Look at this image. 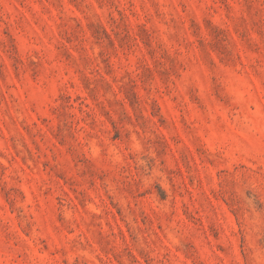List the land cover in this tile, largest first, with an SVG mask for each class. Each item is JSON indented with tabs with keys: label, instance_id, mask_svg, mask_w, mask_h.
<instances>
[{
	"label": "rangeland",
	"instance_id": "374dc122",
	"mask_svg": "<svg viewBox=\"0 0 264 264\" xmlns=\"http://www.w3.org/2000/svg\"><path fill=\"white\" fill-rule=\"evenodd\" d=\"M0 264H264V0H0Z\"/></svg>",
	"mask_w": 264,
	"mask_h": 264
}]
</instances>
